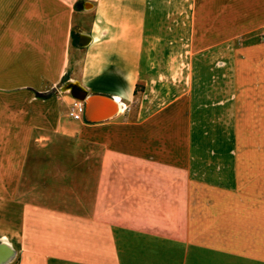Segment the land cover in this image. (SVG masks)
<instances>
[{"label":"crops","instance_id":"crops-1","mask_svg":"<svg viewBox=\"0 0 264 264\" xmlns=\"http://www.w3.org/2000/svg\"><path fill=\"white\" fill-rule=\"evenodd\" d=\"M111 2L0 0V264H264V0Z\"/></svg>","mask_w":264,"mask_h":264},{"label":"rangeland","instance_id":"rangeland-1","mask_svg":"<svg viewBox=\"0 0 264 264\" xmlns=\"http://www.w3.org/2000/svg\"><path fill=\"white\" fill-rule=\"evenodd\" d=\"M97 3H99V9H100V13H101V16H107V11H109V9H111L113 6H114V9L115 10H118L119 11V4L117 6V3L115 2H111V0H95ZM128 5V4H127ZM125 4V7H131V6H127ZM82 4L80 5V9L82 10ZM129 9V8H128ZM3 6L0 4V17L3 16ZM80 10H77V13L79 12ZM128 11V10H127ZM79 14V13H78ZM130 14L129 12L125 13L124 15H128ZM79 25H75V31L77 32L79 29ZM74 32L73 33V37H74V42L76 43L77 42V33ZM222 85V84H221ZM222 95V94H221ZM220 95V96H221ZM226 108V107H225ZM215 123V122H214ZM206 124H208V126H206ZM212 126L211 125V122H205V125H204V130H206V128H208V130L212 129ZM80 155H77L75 158H70V160H73L75 159L76 163H77V167H76V175H75V182H74V185H73V189H75V207L77 209H80L82 210L83 209V203H87L88 205H92V202L93 200L92 199V195H94V188L95 186H91L92 188H90L88 190L87 187H85V185L83 184L82 182V176H83V168H82V161L84 160L83 158V153L82 151H80ZM41 174V172L39 170L36 169V173ZM43 172H47V174L45 173H42V177L40 176L39 177V180H40V183L37 184V186H33L31 185V183H29V180H28V184H24L22 186V191L23 192H35L36 189H33L35 187H37V190L38 191H41V192H57V187H48L47 184H46V181L47 180H50L51 178L54 177V175L52 176V169H44ZM96 175V173H94L93 171V175L94 176ZM30 178V177H29ZM60 178H62V174H60ZM81 178V181H79ZM47 187V189H46ZM46 189V190H45ZM66 203V202H65ZM90 207V206H88ZM46 264H72L70 262H65V261H59V260H55V261H50Z\"/></svg>","mask_w":264,"mask_h":264},{"label":"bare ground","instance_id":"bare-ground-1","mask_svg":"<svg viewBox=\"0 0 264 264\" xmlns=\"http://www.w3.org/2000/svg\"><path fill=\"white\" fill-rule=\"evenodd\" d=\"M64 89L70 92H75L77 95L81 96H83V92H87L76 79L67 83L64 86ZM86 100L88 103V115L94 120L108 119L117 111L121 112L125 108L122 102L116 100L115 98H107L88 93Z\"/></svg>","mask_w":264,"mask_h":264},{"label":"built area","instance_id":"built-area-1","mask_svg":"<svg viewBox=\"0 0 264 264\" xmlns=\"http://www.w3.org/2000/svg\"><path fill=\"white\" fill-rule=\"evenodd\" d=\"M261 37L264 40V27L261 32ZM69 115L77 121L85 119V103L81 100L74 99V102L70 108Z\"/></svg>","mask_w":264,"mask_h":264},{"label":"water","instance_id":"water-1","mask_svg":"<svg viewBox=\"0 0 264 264\" xmlns=\"http://www.w3.org/2000/svg\"><path fill=\"white\" fill-rule=\"evenodd\" d=\"M80 38L81 39H84V42H83V46L87 45L89 40L88 38H84L82 35H80ZM72 96L74 97V99H78V100H81L85 103V119L87 121H90V122H96V121H101V120H106V119H100V120H94V119H91L88 115V103H87V100H86V97L88 95L87 92H83V96L81 95H77L75 92H71ZM113 117V116H112ZM111 118V117H109ZM1 250H6L4 244H0V256H1ZM1 258V257H0Z\"/></svg>","mask_w":264,"mask_h":264},{"label":"trees","instance_id":"trees-1","mask_svg":"<svg viewBox=\"0 0 264 264\" xmlns=\"http://www.w3.org/2000/svg\"><path fill=\"white\" fill-rule=\"evenodd\" d=\"M80 5H81V3L80 2H77L76 4H75V8L77 9V10H79L80 9ZM143 89V86H141V88H140V86H136V88H135V91H134V93L135 94H137L139 91H141ZM35 94H36V96L37 97H42V98H45V97H49V94L47 95V94H42V93H39V92H36L35 91Z\"/></svg>","mask_w":264,"mask_h":264}]
</instances>
